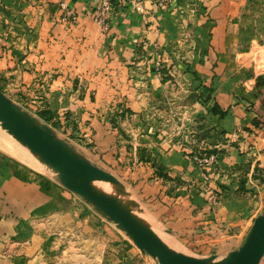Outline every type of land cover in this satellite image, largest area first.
<instances>
[{"label":"crops","instance_id":"obj_1","mask_svg":"<svg viewBox=\"0 0 264 264\" xmlns=\"http://www.w3.org/2000/svg\"><path fill=\"white\" fill-rule=\"evenodd\" d=\"M62 2L76 11L73 23L59 20ZM132 2L115 1L102 30L90 0H0V89L63 114L70 144L139 183L142 201L153 194L148 183L156 191L162 179L141 150L190 180L198 173L193 154L179 151L181 135L222 136L212 151L214 187L223 186L217 206L201 196L149 207L174 243L223 257L241 244L264 198V180L247 179L250 167H264V43L240 49L245 0H175L165 10ZM6 145L18 158L0 148V264H137L140 253L115 228Z\"/></svg>","mask_w":264,"mask_h":264},{"label":"water","instance_id":"obj_2","mask_svg":"<svg viewBox=\"0 0 264 264\" xmlns=\"http://www.w3.org/2000/svg\"><path fill=\"white\" fill-rule=\"evenodd\" d=\"M0 126L46 165L61 186L81 197L158 264H260L264 257V208L253 219L238 248L223 257L188 255L174 249L155 233L140 216V206L127 199L128 193L115 175L92 164L51 126L15 104L1 89ZM101 183L112 185L120 198L104 192L99 186Z\"/></svg>","mask_w":264,"mask_h":264},{"label":"rangeland","instance_id":"obj_3","mask_svg":"<svg viewBox=\"0 0 264 264\" xmlns=\"http://www.w3.org/2000/svg\"><path fill=\"white\" fill-rule=\"evenodd\" d=\"M237 21L239 22V26H240V49L242 50L249 49V47L253 42L255 45L264 43V0H245V3L240 8V14L239 17L237 18ZM5 91H6L5 95L13 102L15 101L14 102L15 104H17L22 109L29 112L31 115L37 117L41 122L51 126L59 137L73 144V142L70 141V139L71 140L73 139L72 136L66 134V127H68L67 125L68 122L67 119L64 118L63 114L62 115L52 114L47 109H40V108L34 109L31 106L33 104L27 98H23V101L20 102L17 101L12 96V92L10 90H5ZM204 132L202 133L201 131H197V134L195 135L196 133L195 132L192 137L190 136L185 137L181 135L179 141L180 143L179 151L183 156L184 154L185 155L193 154V156L190 157V161L194 164L192 167L194 168V171L198 173V175H196V177H192L190 180H185L181 176H177L175 174L172 175L168 174V170H166L165 167L163 168L158 167L159 161H156L155 158H153L154 157L153 152H149L148 154L146 151L141 150L139 153L138 150L141 159L144 162H148L150 168L153 170L152 174L162 179L161 182H158L157 184L158 190L156 191H155L156 185L148 183L150 186L153 187V194L149 195L147 199L146 198L143 199V201L139 197L140 194L142 193L141 190L142 187L140 186L139 183H136L133 180L128 181L125 178L123 179L120 176H117L118 174L116 175L115 173L111 172L124 185L125 191L128 193L127 199L137 203L140 206V210H139L140 216L151 225L155 233H157L159 237H161L167 244H169L174 249L196 257H207V256L194 254L193 252L185 250L184 248L180 247L178 244L174 243L167 235L168 233L166 232L165 227L156 223L154 216L150 212L152 211V208H150L149 206L152 203L153 205H156L157 203H161V205L164 207H169L170 205L171 206L180 205L184 207L183 204L184 201L190 202L192 204V201L196 199V197L199 199L201 196L206 204L211 205L213 203L217 206L219 200L221 199L220 196L221 191H219L218 188L221 190L223 187L221 184L215 185L214 187V183H215L214 181L216 177L214 172H215V168H217V165L216 167H214L216 163L206 166L201 165L198 163L196 159H194V156H197L199 158L204 153H211L214 150V144L217 143L222 138V136H219L214 132L213 134H209V131L207 129ZM203 140L205 141V144H202ZM0 143L5 145L7 143L10 144L11 147H13L12 149L15 150L14 152L17 151L18 154L21 153L22 155L27 157V159H31L33 163L36 164V167H33L32 165L27 164L25 162L28 166L35 169L36 171H40L50 175L54 180L57 181L54 173L46 165H44L37 158H35L27 148L19 144L11 135H9L4 129H2L1 126H0ZM0 148L2 147L0 146ZM2 149L5 150L4 148ZM5 151L8 152L7 150ZM8 153L11 154L10 152ZM11 155L13 157H16L13 154ZM259 169L260 170H258V167L256 165L250 167L251 173L249 172L250 174L248 175L250 177L247 179L252 181V179H254L255 176L254 173H256L258 179L260 178L264 180V167L263 168L260 167ZM240 184L243 187L244 183L242 182ZM75 195L80 200H83L77 194ZM112 196H114L115 198H120V195L117 193L114 187H113ZM163 196H167L168 198L164 199ZM84 203L88 208L93 210V208L89 204H87L85 201ZM145 203L148 204V206ZM263 208H264V198L259 200L258 208L250 215V224L248 230L253 222V219L262 212ZM101 220H103V222L108 223L110 226L115 228L118 237L124 240L126 245L135 248L138 251V253H140L137 264H158V262L150 255L142 253L123 232H121L114 226V224H112L111 222H109L108 220L102 217ZM205 229L206 228H204L203 230L205 231ZM248 230L246 231V234ZM209 231H211V228H209ZM246 234L244 235L241 244L244 241Z\"/></svg>","mask_w":264,"mask_h":264},{"label":"built area","instance_id":"obj_4","mask_svg":"<svg viewBox=\"0 0 264 264\" xmlns=\"http://www.w3.org/2000/svg\"><path fill=\"white\" fill-rule=\"evenodd\" d=\"M93 4V14L96 23L100 26L102 30L107 28L108 20L112 12L113 4L119 0H90ZM154 5L156 10H165L172 6L175 0H154ZM143 0H133L132 5L140 9ZM61 14L59 20L65 23H73L76 20L77 14L76 11L67 6L64 2L60 4ZM164 61L161 54H157L154 60V67L156 71H159L163 66ZM197 156H194V159L198 161L201 165H210L215 164L217 161V154L215 152L204 153L198 159Z\"/></svg>","mask_w":264,"mask_h":264},{"label":"bare ground","instance_id":"obj_5","mask_svg":"<svg viewBox=\"0 0 264 264\" xmlns=\"http://www.w3.org/2000/svg\"><path fill=\"white\" fill-rule=\"evenodd\" d=\"M34 166L36 167V165H34ZM99 186L103 189L104 192H106L107 194L112 195L113 187L111 185L101 183V184H99Z\"/></svg>","mask_w":264,"mask_h":264},{"label":"trees","instance_id":"obj_6","mask_svg":"<svg viewBox=\"0 0 264 264\" xmlns=\"http://www.w3.org/2000/svg\"><path fill=\"white\" fill-rule=\"evenodd\" d=\"M158 167H161V168H163V166H162L160 163L158 164ZM161 168H160V169H161Z\"/></svg>","mask_w":264,"mask_h":264}]
</instances>
